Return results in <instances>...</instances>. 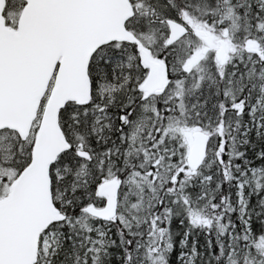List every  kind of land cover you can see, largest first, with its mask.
I'll return each mask as SVG.
<instances>
[{"label":"snow or ice","instance_id":"6c2138e0","mask_svg":"<svg viewBox=\"0 0 264 264\" xmlns=\"http://www.w3.org/2000/svg\"><path fill=\"white\" fill-rule=\"evenodd\" d=\"M0 264H264V0H0Z\"/></svg>","mask_w":264,"mask_h":264}]
</instances>
